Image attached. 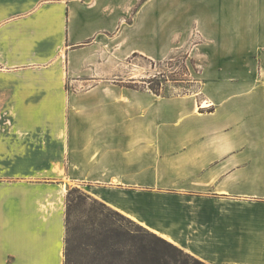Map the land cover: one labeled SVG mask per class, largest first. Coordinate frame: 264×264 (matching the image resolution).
I'll list each match as a JSON object with an SVG mask.
<instances>
[{
	"label": "crops",
	"instance_id": "0c3cea01",
	"mask_svg": "<svg viewBox=\"0 0 264 264\" xmlns=\"http://www.w3.org/2000/svg\"><path fill=\"white\" fill-rule=\"evenodd\" d=\"M145 5L205 6L197 95L106 81ZM0 100V264H63L67 184L207 264H264V0H0Z\"/></svg>",
	"mask_w": 264,
	"mask_h": 264
},
{
	"label": "rangeland",
	"instance_id": "374dc122",
	"mask_svg": "<svg viewBox=\"0 0 264 264\" xmlns=\"http://www.w3.org/2000/svg\"><path fill=\"white\" fill-rule=\"evenodd\" d=\"M189 7L191 6H188V9ZM201 7L192 6L191 10L186 12L185 6L179 5L127 6V13L123 15L116 29L109 33L113 39L108 45L110 48L108 53L113 62L116 54L119 56L121 69L118 74L106 81L159 96L197 95L204 66L207 60L215 59L214 48L208 43L210 39L207 40L202 34V28L207 26L206 21L199 19ZM206 7L211 8V6ZM66 87L69 89V85ZM10 104L12 102L0 100V109L11 108ZM1 120H4L5 124L10 123L8 117H0ZM153 174V171L146 173L150 178ZM158 177L160 185L186 183L177 180L175 174L170 173L165 162L159 165ZM83 186L86 185L67 184L65 213L67 193L72 188H77L84 194L95 198ZM73 197H76L75 201L69 204L71 226L75 223L87 224L89 219L93 218V210H100L104 213L109 211L100 204L101 201L97 198L96 201L94 199L82 200L78 197V193ZM172 200L171 198L168 201L172 202ZM170 202L167 203L168 209L173 206ZM218 208L222 212V209ZM245 213L249 215V212Z\"/></svg>",
	"mask_w": 264,
	"mask_h": 264
},
{
	"label": "trees",
	"instance_id": "16d2710c",
	"mask_svg": "<svg viewBox=\"0 0 264 264\" xmlns=\"http://www.w3.org/2000/svg\"><path fill=\"white\" fill-rule=\"evenodd\" d=\"M76 193L82 200L96 201L77 188L68 191L64 264H207L101 200L108 212L93 210L87 224L71 226L69 204Z\"/></svg>",
	"mask_w": 264,
	"mask_h": 264
}]
</instances>
